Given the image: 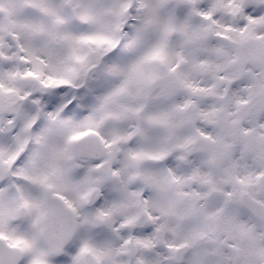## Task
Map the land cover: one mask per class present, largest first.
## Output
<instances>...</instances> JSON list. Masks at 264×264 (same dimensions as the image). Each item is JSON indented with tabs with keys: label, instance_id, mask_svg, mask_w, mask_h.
Returning <instances> with one entry per match:
<instances>
[{
	"label": "snow or ice",
	"instance_id": "obj_1",
	"mask_svg": "<svg viewBox=\"0 0 264 264\" xmlns=\"http://www.w3.org/2000/svg\"><path fill=\"white\" fill-rule=\"evenodd\" d=\"M0 264H264V0H0Z\"/></svg>",
	"mask_w": 264,
	"mask_h": 264
}]
</instances>
